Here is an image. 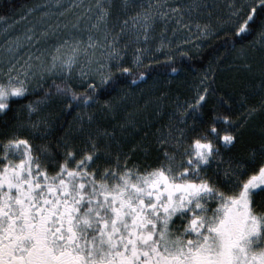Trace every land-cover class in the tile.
I'll list each match as a JSON object with an SVG mask.
<instances>
[{
	"label": "snow or ice",
	"instance_id": "1",
	"mask_svg": "<svg viewBox=\"0 0 264 264\" xmlns=\"http://www.w3.org/2000/svg\"><path fill=\"white\" fill-rule=\"evenodd\" d=\"M206 7L205 0L41 5L40 21L23 37L0 44L5 128L17 119L9 115L14 106L41 81H60L22 105L25 121L0 133V264H264V130L256 143L234 151L242 144L243 124L264 111V0L229 4L232 39L225 44L242 45L238 62L230 65L244 77L236 93L246 110L241 120L231 110L233 85L218 77L221 62L205 70L190 102L177 105L179 126L158 127L151 141L146 134L127 149L117 139L118 131L139 123L136 110L125 109L122 85L129 77L134 86L152 77L155 69L145 62L152 65L153 53L167 47L169 25L172 31L214 34L223 22L201 23ZM67 8L75 9L70 18L45 19L53 9L63 15ZM250 83L258 102L247 101ZM100 95L109 97L103 113L124 112L111 130L84 111L77 116V135L68 132L53 146L34 147L33 136L18 132L27 125L46 134L49 119L39 113L48 103L70 101L87 109ZM165 96L162 91L156 98L157 111ZM213 97V106L202 112Z\"/></svg>",
	"mask_w": 264,
	"mask_h": 264
},
{
	"label": "trees",
	"instance_id": "2",
	"mask_svg": "<svg viewBox=\"0 0 264 264\" xmlns=\"http://www.w3.org/2000/svg\"><path fill=\"white\" fill-rule=\"evenodd\" d=\"M42 0H0V22L6 21L8 19L14 18L17 13L21 12L27 7H31L37 2ZM207 7L199 13L200 22L211 21L214 25H217V21H222L219 23L215 29L214 34L209 36H200L194 30L190 33L186 28H176L175 31L171 29L173 25H169V30L164 33L167 37V47L160 49L159 52L153 53L157 59L152 65H147L154 68L152 77L144 84H138L134 86L131 83V77L122 85L121 94L126 92L128 94V99L125 104V109L131 112L135 109V116L139 121L135 128H130L124 133H117V139L120 141V147L122 149H127L131 146L132 142H141L142 138L147 137L151 141L152 133L156 131V128L167 125L169 123H177L176 116L180 113L177 111L178 104H185L190 102L192 97L195 95L197 86L200 83V79L203 76L206 69L209 66L216 68V65L224 62L225 66L217 68L218 77L220 79H227L231 83V71H234L230 65L231 63L238 62V58L235 57V52L237 49L242 47V45H237L236 48H232L230 45H226L225 41H230L232 39V33L229 31L230 25L228 24V16L230 9L224 8V4H219L217 2L207 3ZM64 13L62 20L70 18L72 13ZM58 20L54 19L53 23ZM160 34V28L157 27V36ZM170 41L171 43H168ZM248 41L245 42L243 47H247ZM180 49V51H177ZM167 52L171 59L168 60L163 55ZM130 60V57H128ZM171 64L178 69L177 72H170L169 69L163 67V65ZM231 69V70H230ZM133 71L135 69H132ZM59 78H53L40 88L34 91L32 95L28 97V100L35 101L41 96V89L51 88L54 91V86L59 83ZM76 87V84H73ZM165 92L166 96L161 103H159V108L157 111L156 98L159 96L160 92ZM244 91L252 92L256 91L253 88V84H248ZM233 93V101L231 103V110L234 113L236 120H241L245 115L246 111L244 107H241V97L236 93ZM252 94V95H253ZM113 96L117 93H112ZM252 95L247 97L248 102H257L260 98H253ZM107 95H100L98 101L88 107V111L97 117V122L102 126H107L109 130L116 121L121 120L124 116V112L116 115L115 117L106 115L102 112L103 102L108 99ZM63 99V98H58ZM28 100L21 101L14 106L15 111L9 115H15L16 120L9 119V128H5V125L0 121V132L10 131L14 124L20 119V111L23 109L22 105L26 104ZM215 103V97L207 105L202 112L207 113L208 110ZM83 105L79 108L75 107V102L65 101L62 106H57L55 113H58L59 118L51 126V132L47 133L45 137H39L33 135L32 144L35 146L46 143L49 146L56 144L57 140L63 137L68 130L72 127V122L75 114L81 110ZM220 111H224L220 108ZM245 111V112H244ZM244 112V113H243ZM177 125V124H176ZM179 126V125H178ZM264 130V111L258 110L256 116L249 118L243 124V140L242 144L237 146L234 151L240 150L242 147L250 143H256L260 137L261 132ZM145 157L140 156L142 161Z\"/></svg>",
	"mask_w": 264,
	"mask_h": 264
},
{
	"label": "rangeland",
	"instance_id": "3",
	"mask_svg": "<svg viewBox=\"0 0 264 264\" xmlns=\"http://www.w3.org/2000/svg\"><path fill=\"white\" fill-rule=\"evenodd\" d=\"M210 1L213 2H217L219 4H224V8H229V4L231 3V0H207V3H210ZM70 2V0H42L37 2V4L31 6V7H27V9L22 10L21 12L17 13L16 16L14 18L8 19L6 21H2L0 22V44H3L4 40L9 37V36H20L23 37V34L26 32V30L28 29V27L32 24L37 23L38 21H40L41 15L40 13L37 11V8L41 5H56L59 7H67L68 3ZM75 9L72 8H67V10L64 13H68L70 11H73ZM63 13V15H60L59 13L55 12V10H52V13L49 17L45 18L47 20H49L50 22H53L54 19L61 21L63 16L65 15ZM231 21H228V24L226 22V25H230ZM235 59L238 58V52H235ZM232 64V63H231ZM231 70V69H230ZM53 78L56 77H51V78H46L45 80L41 81L35 88V90H37L38 88L41 87V85L52 81ZM243 80L244 77L242 76H237V74L235 73V71H231V83L235 89V91H239L241 88V85L243 84ZM253 98H261L258 91H256L255 94L252 95ZM258 102V100H257ZM60 105V107L62 106V103H56V104H52V103H48L46 107H43V111H41L39 114L41 116H47L49 119V126H48V130L47 133L51 132V126L54 125V122L57 120V118H59L58 113H55V110L57 108V106ZM87 111L90 113V111H88V108H82L81 110H79V112H77L75 114V117L73 119V124L70 130H68L66 133L71 132L73 135H77V133L74 130V128L77 126L78 121H77V116L79 114H81L82 112ZM246 111V110H245ZM244 111V112H245ZM243 112V113H244ZM246 113V112H245ZM20 119H18L17 122L20 121H25L27 119V111L26 109H21L20 111ZM256 116V114H254ZM251 116L249 118L254 117ZM248 118V119H249ZM33 119H35V116H33ZM247 119V120H248ZM16 122V124H17ZM16 124H14V127L16 126ZM174 124V123H172ZM178 125V122L175 123ZM12 127V128H14ZM11 128V130H12ZM10 130V131H11ZM19 134L21 135H25V136H39V137H45L46 134L41 135V134H36L34 133L27 125L20 127L18 129ZM3 133V132H0Z\"/></svg>",
	"mask_w": 264,
	"mask_h": 264
}]
</instances>
